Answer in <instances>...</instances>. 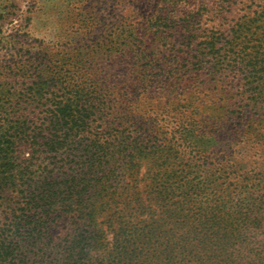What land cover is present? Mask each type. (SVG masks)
Here are the masks:
<instances>
[{
  "label": "rangeland",
  "instance_id": "rangeland-1",
  "mask_svg": "<svg viewBox=\"0 0 264 264\" xmlns=\"http://www.w3.org/2000/svg\"><path fill=\"white\" fill-rule=\"evenodd\" d=\"M206 41L212 46L202 56ZM132 64L152 67V90L162 98L170 82L180 78L183 86L176 96L194 93L200 103L222 107L215 112L203 107L172 111L168 117L152 113L158 126L127 125L123 130V136L150 153L137 163L138 176L131 185L136 191L148 190L153 175L177 178L184 185L201 183L195 191L184 190L191 204L181 215L196 223L192 202L202 192L216 194L227 183L218 171L215 137L229 139L241 124L264 134V0H0V122L5 114H14V120L24 116L41 125L43 111L62 93L61 82L80 83L88 91L94 80L103 94L107 79L118 85L123 69ZM45 79L49 84L37 97L35 83ZM222 110L226 117L219 123L215 119ZM89 124L104 129L101 116ZM207 134L214 138L195 139ZM234 153L250 163L247 204L243 202L248 236L243 244L229 236L211 240L198 251L200 257L184 264H233L239 250L249 264H264V145ZM52 155L42 152L37 159L46 163ZM79 155L71 150L62 157ZM23 156L24 150L17 157ZM124 160L119 157L118 162ZM129 173L123 168L117 174L113 185L118 193L130 183ZM127 220V226L136 224Z\"/></svg>",
  "mask_w": 264,
  "mask_h": 264
},
{
  "label": "trees",
  "instance_id": "trees-1",
  "mask_svg": "<svg viewBox=\"0 0 264 264\" xmlns=\"http://www.w3.org/2000/svg\"><path fill=\"white\" fill-rule=\"evenodd\" d=\"M210 46L206 41L202 56ZM123 70L118 85L107 79L103 94L94 80L88 91L80 83L61 82L62 93L43 111L41 125L5 114L0 122V264H184L200 257L198 251L211 240L229 236L245 242L249 216L243 202L247 204L250 163L234 152L246 154L264 145V134L241 124L229 139L215 137L218 171L227 183L216 194L202 192L192 202L196 223H187L181 214L189 210L191 199L184 190L195 191L201 183L184 185L177 178L153 175L148 190L136 191L131 185L138 176L137 163L150 153L123 136V130L127 125L158 126L152 113L168 117L172 111L203 107L215 112L222 107L200 103L194 93L176 96L183 86L180 78L170 82L164 98L156 95L151 66L132 64ZM48 84L46 79L36 82L35 95L42 96ZM218 114L215 120L225 121V110ZM97 115L102 130L90 127ZM23 150L27 156L18 158ZM71 150L80 152L78 159L62 157ZM42 152L52 153L51 161H38ZM119 157L125 160L118 162ZM123 168L132 173L131 181L118 193L113 183ZM124 192L128 195L122 197ZM127 219L136 224L127 226ZM233 264H249L247 254L239 250Z\"/></svg>",
  "mask_w": 264,
  "mask_h": 264
}]
</instances>
